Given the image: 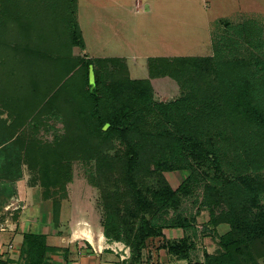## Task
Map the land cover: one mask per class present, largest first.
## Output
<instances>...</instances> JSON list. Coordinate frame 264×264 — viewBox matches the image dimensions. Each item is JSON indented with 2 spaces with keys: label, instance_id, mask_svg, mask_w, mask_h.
Returning a JSON list of instances; mask_svg holds the SVG:
<instances>
[{
  "label": "trees",
  "instance_id": "obj_1",
  "mask_svg": "<svg viewBox=\"0 0 264 264\" xmlns=\"http://www.w3.org/2000/svg\"><path fill=\"white\" fill-rule=\"evenodd\" d=\"M2 2L0 86L6 90L15 86L5 104L8 107L11 103L18 119L10 125L0 119V185H14L23 179L24 166H27L33 173L30 185L46 188L43 197L51 200L53 221L57 224L63 200L68 196L67 186L73 179L74 162L94 160L91 183L102 194L108 192L105 197L116 194V198L124 197L132 202L128 211L131 219L121 216V206L112 208L114 211L111 204L104 206L108 214L101 222L104 235L111 241L124 242L131 250L130 257L117 264H141L150 239L164 237L165 228L187 229L195 221V215L182 211L184 199L193 193L195 170L176 189L167 174L193 169L188 152L192 156L205 155L219 171L223 172L226 162L234 166L226 180L213 176L204 186L199 211L204 208L209 212L212 227L222 223L230 226V231L218 238L217 252L205 253V264H264V62L244 60L241 64L238 61L229 70L225 63L216 65V71H221L217 83L225 85L217 99L220 103L215 104L218 110L220 106L224 120L226 136L222 141H212L214 136L209 128L206 138L194 128L188 134L177 133L171 129L170 121L160 122L159 128H154L158 120L150 79L169 76L170 71L189 70L193 64L201 68L200 63L213 61L210 56L150 59V78L142 80L129 77L123 58H93L87 62L81 78L70 77L58 92L49 94L46 72L49 66L44 65L43 69L31 60L32 56L41 54L37 48L33 53H26L24 49L20 52L16 40L12 39L13 31L22 33L23 25L30 26L27 21L31 22L34 17L38 21L51 20L67 26L72 43L84 50L77 20L78 0ZM104 63L115 64L120 69L117 72L123 75L116 83L117 94L98 75L99 64ZM80 64L83 62L68 63V69L60 74L61 79L66 80ZM91 67L94 83L90 80ZM34 86L43 87L46 95L34 96L31 91ZM54 108L63 116L65 133L61 137L44 142L21 133L30 119L36 127L43 110ZM116 146L125 150V161L120 165L111 154L117 150ZM107 184L109 188H105ZM113 187L116 188L113 190ZM14 194L12 191L10 196ZM146 212H173V216L156 220L148 218ZM159 248L180 259H188L193 245L186 236L178 241H164ZM59 250L47 244L45 235L25 233L19 259L22 264H51L48 254Z\"/></svg>",
  "mask_w": 264,
  "mask_h": 264
},
{
  "label": "rangeland",
  "instance_id": "obj_2",
  "mask_svg": "<svg viewBox=\"0 0 264 264\" xmlns=\"http://www.w3.org/2000/svg\"><path fill=\"white\" fill-rule=\"evenodd\" d=\"M115 1L131 8L133 13L122 12L124 9ZM208 1L206 6L200 4L202 2L196 5V2L185 0H166L164 3L160 1L154 4L158 12L143 18L144 15L140 16V14L144 6L139 9L135 0H78L77 20L85 44L84 50L72 43L67 26L62 23L56 24L51 20L46 22L42 18L38 21L36 17L31 22L27 21V25L30 26L23 25L22 33L13 31L12 39L16 40L17 44L13 43L19 47L20 52L24 49L26 53H33L35 48H37L36 51L41 52L38 56H32L31 60L37 62L36 65L39 64L38 66L43 69L44 65L49 66L46 70L49 74L47 78L49 94L58 92L70 77L81 78L87 62L93 58L125 56L128 62L129 77L144 79L148 75V60L151 57L210 56L213 61L200 63L201 68L193 64L194 66L189 70L170 71L169 76L152 79L151 97L152 103L156 104V119L158 120L154 128H159L160 122L170 121L171 129L177 133L188 134L194 128L203 132L201 135L203 138L207 137L206 131L211 129L214 136L212 141L218 142L222 141L226 135L223 116L219 112L221 108L219 106L218 110L215 104L220 103L217 99L225 85H218L217 81H219L221 71H216L215 67L218 63H225L224 66L229 70L233 67L232 64L238 61L241 64H244V60H252L254 63L258 60L264 62V0ZM2 4L4 3L0 0V6ZM143 4L145 5L146 2L143 1ZM38 9L39 7L34 10ZM66 58L67 61H65ZM80 61L83 64L71 71L66 80H62L60 74L68 69V63L74 65ZM108 64L97 66L98 75L103 82L112 85L114 93L117 94L116 83L123 75L117 72L120 69L115 64ZM94 81L95 73L92 83ZM14 88L15 86L6 90L4 86H0V119L7 125L18 119L11 103H8V107L5 104V101L11 99L9 94L14 93ZM31 91L34 96L41 98L46 95L44 88L40 86L32 87ZM36 112L37 110L34 116ZM43 112L41 122L39 121L36 127H33L30 119L27 126L19 131L23 129L21 131L23 135L39 141L53 142L65 133L63 116L55 108L53 110L44 109ZM200 128L204 129L199 130ZM116 147L117 150L112 151L111 154L114 162L120 165L125 161V150L121 146ZM188 154L193 169L173 171L167 176L173 188L176 189L195 170L196 180L192 184L193 193L184 199L182 207L184 214L194 215L202 200L206 180L208 181L213 176L226 180L227 174L234 166L226 162L222 172L205 155L194 154L192 156L190 152ZM229 159L233 161L232 158ZM95 164L94 160L74 162L73 179L67 186L68 196L62 203L65 213L73 215L74 209L75 211L80 210L81 216L102 226L101 222H104L108 215L104 206L111 204V211H114L112 208L116 209L117 206H121V216L131 219L128 212L132 208L130 199L125 200L124 197L118 199L115 197L116 194L105 197L108 192L102 194L101 190L91 183ZM32 177V171L24 166L23 179L14 185L8 184L5 187L0 185V223L5 225L7 231L11 229L12 222L20 217L22 211L17 200V185L23 181L25 185L31 186ZM150 184L153 183L150 181ZM104 186L109 188L108 184ZM115 188L113 187V190ZM42 189L44 192L46 188L42 187ZM12 191L15 192L13 197L10 196ZM49 201L52 203L51 200ZM146 216L154 217L156 220L170 219L173 212H146ZM6 242L12 243L11 241ZM106 243L120 253H131L129 246L124 242L111 241L107 238ZM9 261L12 260L4 264H10ZM13 261L15 264H22L19 257Z\"/></svg>",
  "mask_w": 264,
  "mask_h": 264
},
{
  "label": "crops",
  "instance_id": "obj_3",
  "mask_svg": "<svg viewBox=\"0 0 264 264\" xmlns=\"http://www.w3.org/2000/svg\"><path fill=\"white\" fill-rule=\"evenodd\" d=\"M143 1L146 2L145 5ZM160 1L164 3L166 0H135L136 4L139 5V9L144 6L142 14H140V16L144 15L143 18L157 13L158 8L154 4L160 3ZM185 1L196 2V5L202 2L200 4H203V6H206L209 2L208 0ZM115 3L124 9V11L121 9L120 11L126 12V14L133 13L131 8L124 6L119 1H115ZM117 58L127 60L125 56ZM162 58L173 59L156 56L149 58L148 62L150 59ZM148 78H150L149 69L148 75L144 79ZM152 79L150 80L152 81ZM19 183L20 185H17V200L22 209L20 217L12 222L9 231L1 234L2 240L11 241L14 245V250L7 255V261L12 260L9 261L10 264H15L13 259L19 257L25 233L43 234L47 237V244L49 246L60 249L57 252L48 254L51 264H117L130 257V253H120L107 245V238L103 233L102 226L92 222V220H89L85 216H81L80 210H76L79 211L76 212L74 209L73 215H67L64 211V204H62L60 220L57 224L54 223L52 203L44 199L42 187L25 185L23 181ZM194 215L196 216L195 221L187 229L180 227L165 228L163 229L164 237L150 239L143 251L141 264H205V253L213 254L217 252V240L230 231V226L226 223H222L216 227L210 226L209 212L204 208L199 211L198 207ZM186 236L190 238L193 245L188 259H180L177 256L169 254L167 249L159 248L164 241H178Z\"/></svg>",
  "mask_w": 264,
  "mask_h": 264
},
{
  "label": "built area",
  "instance_id": "obj_4",
  "mask_svg": "<svg viewBox=\"0 0 264 264\" xmlns=\"http://www.w3.org/2000/svg\"><path fill=\"white\" fill-rule=\"evenodd\" d=\"M7 229L3 223H0V264L7 261V255L14 250L13 243H8L1 239V234L6 232Z\"/></svg>",
  "mask_w": 264,
  "mask_h": 264
},
{
  "label": "water",
  "instance_id": "obj_5",
  "mask_svg": "<svg viewBox=\"0 0 264 264\" xmlns=\"http://www.w3.org/2000/svg\"><path fill=\"white\" fill-rule=\"evenodd\" d=\"M90 80H91V82H93V80H94V71H93V67L90 68Z\"/></svg>",
  "mask_w": 264,
  "mask_h": 264
}]
</instances>
